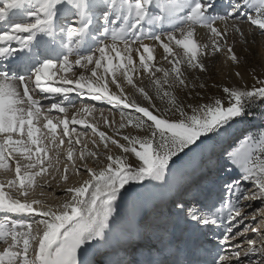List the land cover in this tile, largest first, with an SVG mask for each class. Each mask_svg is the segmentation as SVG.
Instances as JSON below:
<instances>
[{
  "label": "snow or ice",
  "instance_id": "6c2138e0",
  "mask_svg": "<svg viewBox=\"0 0 264 264\" xmlns=\"http://www.w3.org/2000/svg\"><path fill=\"white\" fill-rule=\"evenodd\" d=\"M214 7V0H0V59L13 58L0 67V172L13 173L0 181V264H95L93 250L107 239L115 202L126 185L166 181L174 158L193 152L202 138L242 117L251 103L264 102V78L255 76L251 87L223 86L224 96L206 103L180 98L185 89L206 87L190 84L186 71L206 73L205 61L217 54L225 57L230 69H238L242 61L235 46L247 43L242 18L264 35V0H230L231 10L224 15H213ZM100 20L102 25L97 24ZM146 25L162 30L145 32ZM145 39L163 49L161 59L167 67L154 63V44ZM75 67L84 72H74ZM138 69L140 75H149L151 92L135 82ZM232 70L243 78L239 70ZM125 82L147 103L130 97ZM56 83L59 86H53ZM74 92L120 109L119 122L91 104L69 117L64 101ZM41 99L51 102L44 106ZM53 110L62 115H51ZM97 112L100 121L93 115ZM100 122L116 124L113 135L100 130ZM71 125L85 131L77 132ZM129 127L140 134L121 132ZM110 146L120 154H113ZM101 148L103 167L90 166V158L99 163ZM232 158L238 160L241 180L251 181L256 189H241L240 180L226 183L237 204L241 199L264 202V134L246 138ZM83 174L88 179L69 183L72 175ZM54 183L68 197L55 205L40 198ZM177 207L185 206L178 202ZM223 207L208 214L192 207L187 214L198 223L216 225L225 219L220 214ZM226 207L228 234L223 242L239 237L247 247L237 243L229 255L217 253L208 264H244L245 259L247 264H264V220L261 226L234 232L233 222L243 224L248 217L231 200ZM259 212L264 216V209ZM13 215H27L33 222L12 219ZM256 218L253 213L251 219ZM248 232L258 239L247 238Z\"/></svg>",
  "mask_w": 264,
  "mask_h": 264
},
{
  "label": "rangeland",
  "instance_id": "374dc122",
  "mask_svg": "<svg viewBox=\"0 0 264 264\" xmlns=\"http://www.w3.org/2000/svg\"><path fill=\"white\" fill-rule=\"evenodd\" d=\"M214 4H215V7L214 9L211 10L213 15H224L227 11L231 10L230 0H214ZM99 22L101 23V25L103 24L102 20H100ZM119 23L120 22L118 21L116 26H119ZM244 25H246V28L243 27ZM241 26L243 27V30L246 34L247 43L246 44H243V43L236 44L234 50L236 51L237 55L241 58L242 62L239 65L238 69H237V66L235 65H232V69L239 70L243 78L241 79L240 77L235 76L234 73H231V70L230 71L225 70L224 68L225 67V64H224L225 57L221 54H217L215 57L211 58V60L205 61L206 65H208V71L206 73H200L195 70L186 71V75L189 78L190 84L193 81H195L197 84L205 83L206 87L203 89L198 88V87L195 89H191V90L185 89L182 92H180L179 96L182 100H184L185 103H193V104L206 103V102H209V98L211 97H223L224 96L222 92L223 86L242 87V86L247 85L251 87L253 84H255L254 76L256 78H264V35H261L260 31L256 29L255 26H251L245 23L244 18H242L241 20ZM164 27L167 28V25H165ZM144 30L145 32L153 31V32L159 33L162 29H161V26L159 25H155V26L146 25ZM229 39L230 40L232 39L231 32L229 33ZM146 40L151 41L149 39H145V41ZM154 63H156L157 66H164V67L168 66L167 62L163 60H159V59H157V61H154ZM157 75H161V74L157 73ZM196 77H199V80H196ZM140 86H144L150 92L152 91L150 87L149 75L147 73H145L144 80L142 81ZM73 95L80 97V98H83L84 96L90 98V96H88L87 94L84 96H78L76 93H73ZM131 97L136 99L137 102L139 103H142V104L147 103L146 101L143 100L142 96H140L138 93L135 92V89ZM93 101H94L93 105H98L102 109L113 110L115 113L119 114L120 109L113 108L112 105H109L104 101H95V100ZM155 103L159 107L161 108L163 107V105L161 104L159 100H155ZM124 111L132 112L131 109H124ZM133 114L138 115L137 113H134V112ZM104 126L107 130L113 133V128H115L117 125L113 124L112 127H108L106 125ZM121 132L123 134H128V133H131L133 135L140 134L138 133V130H135L131 127L123 129L121 130ZM108 134L111 135L110 133ZM260 134H264V102L257 100L251 103V105L247 108L245 114L242 117L236 118L234 121L221 127L214 133L209 134L207 139L202 138L203 143H200L199 147L195 148L197 151L196 158H195L197 159L196 161L195 160L193 161V158H189L185 160L186 155H183V154L181 155V158L178 160L174 158L175 163H170L169 168H176V169L182 168L184 177L185 176L189 177L190 174H193V175L189 177L187 182L184 180V182L180 186V188L181 187L182 188L181 189L176 188V191L174 192L173 195L170 194L166 196L165 194L166 188L161 189L159 184L155 185L156 191L153 196V200L155 201L153 203H149L148 205L152 206L153 208L157 206L159 210H162L161 213L163 214V216L170 214L169 211H171V214L173 217L172 219H174L178 217V211L180 209L177 207V203L179 201V200L177 201V199L183 198V200H186V195H188V193L194 194L196 196L198 195L199 199L200 198L205 199L204 195L206 196L208 195L207 194L208 192L206 191H207V188L210 187L215 193L212 199H215V198L220 199V203L217 207L216 206L215 208L208 207L210 209L207 210L203 208L202 210V208L200 209L199 205L195 206L193 203L188 204V199H187L185 204H183L182 201L179 202L185 206L183 210L181 209V214L183 217L188 219L190 218L187 214V210L189 208L196 207L197 209L200 210V213L208 214L211 212H216L217 210L222 208V205H224L225 207H223V210L220 214L223 215L225 219L223 220L222 223L218 221L216 226H219V224L221 226H223L224 224H227L228 222H227L226 217L228 213H227L226 205L228 204L229 200H231L232 204L237 205V207L241 208L242 210L245 204V200L241 199L239 201V204H237L236 196L228 191V189L225 187L226 183H230L233 180H240L241 189L243 190L251 189L252 191H256L251 181L241 180L242 172H241V169L238 167V160L232 158L233 154L237 153L238 150L241 149V146L244 143L246 138H255V137H258ZM117 138L119 139V137ZM110 151L113 154H120L119 150L116 149L114 146H110ZM100 152H101V156H100L99 163H97L95 160L90 158L88 161L90 166L96 167V168L103 167L105 160H104V154H103L102 148L100 149ZM62 154H63V151H62ZM133 158L135 157H130V160L135 161ZM203 163H205V165H203ZM210 170H213L215 174L214 175L208 174L207 171H210ZM236 171H238L239 173L237 176H236V173H237ZM12 175L13 173L11 174V173L0 172V181H6L8 178H11ZM207 175H209V177H206ZM78 178L85 180L88 178V176L86 174H83L81 176H78ZM38 180L40 181L39 178ZM200 181H203L202 182L203 187L198 190L196 189L195 185L198 184ZM76 182L77 180L76 181L73 180L72 184H75ZM39 191L40 189L38 188L37 193H39ZM11 194L13 196L17 195L15 191H11ZM65 197L67 196L65 195ZM40 198L50 200V198L46 196H44V198L42 197ZM165 198L168 200H166ZM46 200L45 202L47 203ZM260 203L261 205H259L258 208L256 207V210H254L256 214L257 212L258 214H260L259 210L264 209V202L261 201ZM159 204L161 205L159 206ZM128 211H129L128 209L125 210L126 213ZM127 217H128L127 219H129L130 214H127ZM11 218L21 219L25 223L33 222L32 218L27 215H24V216L13 215ZM259 220L260 222L264 220V216H262ZM258 222L256 224H261L260 222L259 223ZM176 223L178 224V222ZM170 225L174 226L175 223H172L171 221ZM234 225H235L233 229L234 232L237 230V228H239L240 231H243L244 228L247 227L246 220L244 221L243 224H237L234 221ZM207 226L209 227L210 224ZM256 226H259V225H256ZM168 231H170V228L168 229ZM133 234L135 235V236L133 235L134 238L139 236V235H136L135 232ZM226 234L228 233L226 232L224 235ZM245 236L251 239L258 238L256 233H253V235L251 234V235H245ZM179 237H180L179 243L180 245L183 246V239L181 236ZM136 240L138 241V239ZM222 240L223 238L217 241H222ZM236 241L237 243L242 244L245 248L247 247V245L244 243V240L242 238L238 237ZM222 244L223 245H220V247L222 248L221 250L228 254V250L225 245L226 243L222 242ZM0 246H2V244H0ZM254 259H256V257Z\"/></svg>",
  "mask_w": 264,
  "mask_h": 264
},
{
  "label": "bare ground",
  "instance_id": "6f19581e",
  "mask_svg": "<svg viewBox=\"0 0 264 264\" xmlns=\"http://www.w3.org/2000/svg\"><path fill=\"white\" fill-rule=\"evenodd\" d=\"M97 24L101 25V23L99 21L97 22ZM2 26H3V23L0 22V27H2ZM243 27L246 28V25H244ZM145 43H149L150 45L154 44L153 41H148V40H146ZM12 46L16 47L17 45L15 43H13ZM154 47H155L154 55L156 57L155 61H157V59L162 60L161 57L163 54V49L157 43L154 44ZM134 58L137 59V63H138V57H136L135 54H134ZM11 59H13V58H9V60H11ZM73 59H74V57H73ZM9 60L0 59V67H2L4 64H8ZM224 68H225V70H228V71L231 70V73H234V71L232 70V66H231V69L229 66H226V65ZM73 71L76 73H80V72H84V69H81L79 67H75L73 69ZM139 73H140V71L138 70V74H136L134 76V80L138 85H140L142 83V81L144 80V75H145V73H143L142 75H140ZM85 74L87 75L89 73H85ZM109 79H110V77H109ZM53 86H59V84L56 83ZM110 88L113 91L118 92V90L115 89V87L113 85H110ZM124 88H125V92L131 97V95L134 93V89L130 85H127L126 82L124 83ZM56 99L62 100L64 98L61 96H57ZM50 102L51 101H49L47 99H41V104L44 106L49 105ZM93 102L94 101L91 98H88L85 96L83 98H80V97L73 95V93H70L68 96V99L64 101L65 105L68 106V108H69V112H68L69 117H71V115L74 112H76L82 105H84V104L93 105ZM95 106L97 109H102L98 105H95ZM103 110H104V114L106 116H108L110 120H112L113 116H114L115 121L117 123L119 122L120 116L118 113H115L113 110H108V109H103ZM51 115L55 116V115H62V114L53 110ZM93 115L95 116L96 121H100V116H99L98 112L94 113ZM87 119L89 121H92L93 117L88 116ZM70 127H76L77 132L85 131V128L81 125H71ZM99 128H100V130L106 131L107 133H110L111 135H113V133H111L109 130H107L105 128V126L102 122L99 123ZM87 131L89 133V136H91V129H88ZM59 132H60V130L58 129V134H59ZM65 141H67V138H65ZM67 146L68 145L66 142L62 148L63 152L67 149ZM80 147H81L80 145H76L77 149H79ZM90 147H92V146L90 145ZM196 154H197V151H196V149H194L193 152H190L186 155L185 160H187L189 158H193V161L194 160L196 161L197 160V159H195ZM133 159L135 160V158H133ZM64 161H65V157L63 154H61V166L63 165ZM193 161H191V162H193ZM203 165H205V163H203ZM236 172H237L236 173V176H237L239 173H238V171H236ZM207 173L211 174V175L215 174V172L213 170L207 171ZM192 175L193 174H190L189 177H191ZM189 177H187V176L184 177V173H183L182 168H180V169L169 168V171L166 175V181H163V182L155 181L154 182V180L147 179V180L142 181V182H130L128 185L125 186V189L121 190V196L115 202V209L116 210L113 214V218H112L111 223L115 222L117 227L119 226L122 228L124 225V227L129 228L130 222H133L135 220V218L133 217V214L136 213L139 209H141V210H147V212H146L147 215H146V217H145V215L142 216L143 219H142V222H139L140 225H142L143 221L147 219V220H150V221H148L149 230H151V229H153V230L154 229L155 230L156 229H159V230L163 229L164 230L165 224H163L162 220L165 219L166 216H163V214L161 213L162 216L159 219L158 218L156 219V216H157L156 211H154V210L151 211L153 209V207L148 205L149 203H153L155 201V200H153V196H154V193L156 191L155 185L159 184L161 189L166 188V191H165L166 196L170 195V194L173 195L174 192L176 191L175 186H177V188H180V186L184 182V180L187 182ZM206 177H209V175H207ZM73 180H75V181L77 180V182L75 184H78V182H81L84 179H79L78 176L72 175L69 183L72 184ZM39 182L40 181L38 180V183ZM202 182L203 181H200L198 184L195 185L196 189L199 190L200 188L203 187ZM45 192H46L45 196L49 197L50 200H46V199H44V200H46L47 203H50V204H58V203H61L64 199L68 198V197H65L66 194H64L61 191V188L59 186H57L55 183L53 184L52 189H46ZM206 192H208L207 194H210V195H207V196L204 195L205 199L204 198L198 199L197 200L198 203L196 206L199 205L200 209L202 208V210H203V207L205 209H208V207H214V208H215V206L217 207L220 203V199L219 198L212 199L213 195L215 193L213 192V190L210 187L207 188ZM53 193H55V195H53ZM189 195L191 196V194H189ZM189 195L188 196L186 195L187 196L186 198H189ZM42 198H44V197H42ZM166 200H168V199H166ZM177 201L178 202L183 201V198H179V199H177ZM260 202H261V200H259V199L245 201V204L243 206V212L246 213L247 217H248V219H246V225L247 226H249V225L254 226V227L256 225L261 226V224H256L258 221L260 222L259 219L262 217L260 214H258V212H257L258 215H257L256 220L251 219L252 214L255 213L254 210H256V207L258 208V206L261 205ZM160 205L161 204H159V206ZM206 206H208V207L206 208ZM126 209H128L129 211L125 215L124 213H125ZM127 214H130L129 219H127L128 218ZM0 215H2V214H0ZM233 224H234V222H233ZM227 226H228V223L224 224L223 226H221L220 224H219V226H216V225L213 226L210 224L209 227L207 226L208 227L207 230H204L203 227L201 228V229H203V232L205 234H208V235L205 236V240L203 242H201V244H204V249H202L199 253H197L195 255V257L193 258V264H200V263H207L208 264V262L211 260V256H215V255H217V253H219L220 255H229L233 245L237 244V241L236 240L230 241L229 243L225 244L227 247V250H228V254L221 250L222 248L220 247V245H223L222 244L223 240L217 241V240H220L221 238H223L224 234L226 233ZM169 228H170V230L172 229L171 226H169L168 229ZM133 233H134V230H133ZM135 233H136V235H139L138 232H135ZM140 233H142V230H140ZM251 234L253 235L252 232L245 233V235H251ZM132 237H130V239ZM175 237L176 238L174 240V243H178L180 241V239H179L180 237L179 236H175ZM181 237L183 238V236H181ZM135 238L138 239V241ZM135 238L133 237V240L136 241V245H139V246L143 247L144 249H145L144 246H147V245H153L154 244V246L158 247L159 244H165L166 243V239H165L164 234L162 232H160V233L157 232V236L155 238L146 237L145 235H142L140 237L137 236ZM147 238L150 239L149 242L146 241ZM153 239H156L157 241H155L153 243ZM256 239H258V238H256ZM133 240L132 239L130 240L132 244H134ZM103 242H104V240H103ZM122 243H124V242H122ZM2 247H3V245L0 246V249H2ZM122 248L127 249V246L125 244H123ZM189 249H191V247H189ZM190 252L193 253L194 250H190ZM121 256L120 255L119 256L114 255V256H112V260H117L119 263H122V261H124V260H123V258H121ZM173 256L175 257L174 251H171V253H169L167 255V257H172V258H173ZM179 258L183 260L182 255H179ZM217 258H218V256H217ZM92 259L94 261H96L97 264L99 263L94 256H92ZM256 259H259V257L256 256ZM159 264H164V260H161V262ZM244 264H247L246 259L244 261Z\"/></svg>",
  "mask_w": 264,
  "mask_h": 264
}]
</instances>
